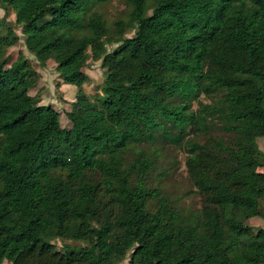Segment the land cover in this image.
Masks as SVG:
<instances>
[{"label":"trees","instance_id":"obj_1","mask_svg":"<svg viewBox=\"0 0 264 264\" xmlns=\"http://www.w3.org/2000/svg\"><path fill=\"white\" fill-rule=\"evenodd\" d=\"M112 1L3 3L65 84L117 46L110 93L64 130L54 107H30L31 63L7 56L20 37L0 19V264H264V228L247 224L264 220V0H124L109 24L95 8ZM170 147L201 208L159 185Z\"/></svg>","mask_w":264,"mask_h":264},{"label":"rangeland","instance_id":"obj_2","mask_svg":"<svg viewBox=\"0 0 264 264\" xmlns=\"http://www.w3.org/2000/svg\"><path fill=\"white\" fill-rule=\"evenodd\" d=\"M5 1L0 0V19L6 18L14 26L15 32L20 37L19 43L8 50L7 56L13 63L22 55L30 61L32 66V71L27 76L28 82L31 85L30 95L32 102L30 107L34 109L47 106L54 107L60 113L61 126L64 130H69L72 124L67 118V113L72 111L82 113V109L87 101L94 102L96 98L110 93L109 87L111 84L107 79L108 62L106 55L117 45L104 42L101 49L96 50L93 54L92 52H87L80 61L82 71L86 76L85 83L81 87L65 84L57 71L58 63L55 60H49L46 66H42L27 50L25 46V30L20 26H16V17L12 12L6 15L2 7ZM95 10L100 11L109 24L119 19L127 20V14L129 13V7L124 0H113L108 4L98 6ZM136 30L137 21L134 20L124 38L133 37ZM201 100L203 103H208L204 98ZM193 108L195 110L198 109L197 102L193 104ZM257 145L264 153V138H259ZM164 154V165L170 169V172L168 179L161 181L159 185L169 187V191L173 193L172 196L180 198L179 201L185 208H201V198L188 180L186 154L182 150H176L172 147L166 148ZM260 171L264 172V168L260 169ZM155 185L158 186L157 183ZM247 224L256 230L264 228V220L259 218L251 219ZM52 244L58 251L63 250L64 243L62 241L56 240ZM121 264H130L129 258ZM243 264L249 263L245 261Z\"/></svg>","mask_w":264,"mask_h":264}]
</instances>
